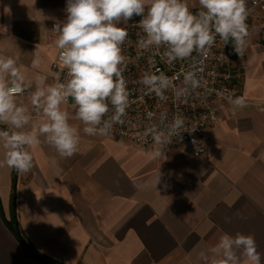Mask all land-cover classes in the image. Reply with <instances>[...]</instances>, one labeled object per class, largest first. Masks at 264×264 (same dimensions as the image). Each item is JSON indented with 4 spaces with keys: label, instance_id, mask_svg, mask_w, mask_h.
Segmentation results:
<instances>
[{
    "label": "crops",
    "instance_id": "1",
    "mask_svg": "<svg viewBox=\"0 0 264 264\" xmlns=\"http://www.w3.org/2000/svg\"><path fill=\"white\" fill-rule=\"evenodd\" d=\"M65 6L0 0V55L17 58L33 85L19 98L33 112L25 131L45 119L30 104L39 76H48L46 84L55 76L58 34L43 16L63 20ZM36 54L41 63L33 69ZM244 97V108L221 107L204 159L183 144L150 159L156 146L141 151L111 136L89 137L72 118L81 130L78 153L63 159L46 144L32 146V170L15 174L13 207L14 170L0 168V264H44L25 256L8 229L13 212L33 251L58 264H203L200 252L238 231L253 235L264 257V12L247 39ZM64 108L74 117L72 103Z\"/></svg>",
    "mask_w": 264,
    "mask_h": 264
},
{
    "label": "clouds",
    "instance_id": "2",
    "mask_svg": "<svg viewBox=\"0 0 264 264\" xmlns=\"http://www.w3.org/2000/svg\"><path fill=\"white\" fill-rule=\"evenodd\" d=\"M252 3L253 0H198L196 7L190 6L188 0H66L63 20L41 14L44 20H54L51 31L58 34V60L67 71V78L62 81L56 74L54 82L46 84L48 76H39L30 104L35 114H42L45 119L38 129L33 126L34 131H25L33 112L19 98L33 85L17 58L0 55V168L29 173L34 166L30 148L42 144L54 149L61 158L71 159L81 142V130L70 122L72 118L83 125L82 132L89 137L108 136L114 126L125 123L133 102L125 76V46L130 43L129 26L134 17L140 19L132 26L143 33L137 40V56L150 53L149 65L157 55L169 66L191 61L194 54L197 57L190 65L196 70L185 71L182 67L169 76L158 68L145 71L139 79L145 96L154 95L166 102L167 93L171 92L173 103H178L202 88L201 66L215 47L217 37L223 47L231 44L235 54L244 56ZM35 57L33 69L41 63L38 54ZM181 76L182 84L177 85ZM228 100L237 108L246 107L243 96H229ZM67 103L74 105V117L65 110ZM147 116L151 120L155 114L149 111ZM185 127L186 117L179 113L173 115L165 129L149 125L143 137L150 135L156 146L150 159L166 158L167 146L173 138L183 139ZM260 158L264 159V153ZM162 182L163 174L159 172L155 186ZM225 221L231 219L226 217ZM198 256L203 264H264L255 237L239 231L223 233L207 252Z\"/></svg>",
    "mask_w": 264,
    "mask_h": 264
},
{
    "label": "built area",
    "instance_id": "3",
    "mask_svg": "<svg viewBox=\"0 0 264 264\" xmlns=\"http://www.w3.org/2000/svg\"><path fill=\"white\" fill-rule=\"evenodd\" d=\"M190 6L198 7V0ZM252 7V14L247 20L249 34L255 16L259 12H264V0H253ZM139 19L140 17H134V20L130 22V43L125 46V55L128 63L125 76L131 93L130 98L133 102L128 109L127 116L124 118L125 123L114 126L108 136L126 142L131 147L143 151L155 146L150 135L147 139L143 137V133H145L148 126L156 125L159 129H165L170 124L173 115L179 113L186 117V127L182 133L183 139L173 138L167 149L176 148L183 144L190 150L194 158L204 159L210 140L209 131L214 124L221 120V107L224 104L231 105L228 100L229 96L233 98L237 96L244 97L247 48L244 56L240 58L233 52L231 44L223 47L217 37L215 47L211 50L205 64L201 66L203 71L199 75L202 80V88L178 103H173L172 93L169 92L167 93V101L162 102L154 95H144L143 86L139 84L141 75L145 71H155L158 68L169 76L178 73L182 67L185 71L196 70L195 68H190V65L195 63L197 57L194 54L193 60L177 62L172 66L161 62L159 55L155 57L153 64L149 65L148 57L150 53L147 52L142 53L138 58L137 40L143 33L139 28L132 26V23L139 21ZM59 51L51 67L54 74H59L60 79L64 81L67 78V71L60 65L58 60ZM182 81L183 77L181 76L176 81V84L181 85ZM53 82L54 78L52 79ZM217 93L221 94L218 95ZM149 111L155 114L154 119L150 120L148 118L147 113ZM165 115L166 119L163 118ZM193 140L196 143H193Z\"/></svg>",
    "mask_w": 264,
    "mask_h": 264
},
{
    "label": "trees",
    "instance_id": "4",
    "mask_svg": "<svg viewBox=\"0 0 264 264\" xmlns=\"http://www.w3.org/2000/svg\"><path fill=\"white\" fill-rule=\"evenodd\" d=\"M15 174H16V171H14L12 193H11L12 207L14 206L15 192H16ZM7 226H8V229L15 236L17 241L20 243V245L22 247V252L25 256L35 258L36 260H39L44 264H58V263L52 262L51 260L46 259L45 257L37 255L33 251L31 245L28 243L26 238L23 236V234L19 230V225H18V222L16 220L15 212H13L11 221L7 223Z\"/></svg>",
    "mask_w": 264,
    "mask_h": 264
}]
</instances>
